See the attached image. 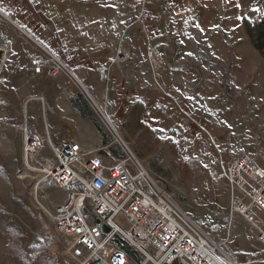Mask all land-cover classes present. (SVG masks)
Listing matches in <instances>:
<instances>
[{
	"label": "rangeland",
	"instance_id": "1",
	"mask_svg": "<svg viewBox=\"0 0 264 264\" xmlns=\"http://www.w3.org/2000/svg\"><path fill=\"white\" fill-rule=\"evenodd\" d=\"M223 3L222 16L240 14V26L223 27L220 11H208L202 22H196L177 6L170 17L173 34L167 29L151 36L148 29L141 31L145 86L139 84L142 89L134 97L125 88L119 97L103 99L102 105L135 158L164 173L184 192L177 198L188 215L226 235L221 219L228 209L222 168L242 152L255 155L258 165L264 166V53L254 49L246 33L247 27L253 30L264 21V0ZM165 8L173 9L167 3ZM1 20L5 34L11 29ZM36 87L39 101L33 115H39L43 125L58 101ZM53 87L60 99L84 100L76 87L60 82ZM15 98L0 88V264H74L64 251L67 240L49 219V213L67 200L68 191L51 179L36 182L35 173L23 163V133L16 127L17 119L23 123L34 105L14 104ZM91 112L106 137L102 159L122 160L125 145L116 142ZM41 138L38 162L54 161L46 136ZM256 215L264 221L261 211ZM233 230L246 231V242L259 246L245 221H236ZM232 239L231 244L238 236ZM260 249L264 252L263 246ZM235 254L239 258L240 253ZM56 255L60 261H55Z\"/></svg>",
	"mask_w": 264,
	"mask_h": 264
},
{
	"label": "built area",
	"instance_id": "2",
	"mask_svg": "<svg viewBox=\"0 0 264 264\" xmlns=\"http://www.w3.org/2000/svg\"><path fill=\"white\" fill-rule=\"evenodd\" d=\"M148 2L140 0L133 21L144 33L153 22ZM27 39L32 47L29 63L33 76L37 79L44 71L52 76L63 75L66 85L79 89L105 131L127 150L122 160L106 163L100 155L106 147L88 150L73 138L53 145L46 135L54 161L38 162L42 138L28 127L26 119L23 123L17 119L20 124L16 127L23 133V163L35 173V181L51 179L59 189L68 191L67 200L49 213V219L55 231L67 240L64 251L69 261L74 264H240L230 246L238 220L248 223L255 241L264 245V228L256 215V211L264 215V166L258 165L255 155L239 153L222 168L220 176L226 181L228 209L221 219L224 228L230 227L232 231L226 238L224 231L213 230L190 217L177 198L185 195L184 192L164 173L135 158L118 134L117 123L81 86L68 65L35 39L29 36ZM124 59L121 56L118 60ZM96 70L101 82L109 80L110 65L98 66ZM157 88L162 89L159 83ZM109 121L114 123L113 127ZM103 226L108 227V233L103 232ZM125 247L136 254L135 262L128 258ZM54 259L60 261V256Z\"/></svg>",
	"mask_w": 264,
	"mask_h": 264
},
{
	"label": "crops",
	"instance_id": "3",
	"mask_svg": "<svg viewBox=\"0 0 264 264\" xmlns=\"http://www.w3.org/2000/svg\"><path fill=\"white\" fill-rule=\"evenodd\" d=\"M223 1L230 5L240 0H164V8H160L159 0H149L147 9L154 18L148 26V33L150 36L160 35L166 29L173 28L170 17L177 6L186 17L202 22L200 19L208 11H220L222 16ZM139 2L140 0H0L1 21L11 29L4 34L0 27V48L4 51L0 88L4 94L17 97L12 103L27 104V107L34 105L31 112L28 109L24 115L29 128L40 136L48 135L53 145H60L73 138L88 150L102 146L104 133L97 130L94 115L93 118L80 115L70 102L72 97L60 99L62 96L53 87L59 82L65 83V77L61 74L52 76L46 71L37 79L33 76L29 63L32 47L27 37L35 39L67 64L81 86L100 104L105 98L119 97L118 93H122L125 88L131 90V97H134L145 86L141 31L133 23L139 12ZM166 3L173 9H166ZM241 20L238 14L237 18L222 16L220 21L223 27L230 29L233 25L240 26ZM121 56L125 57L124 61L118 60ZM104 64L110 65V78L107 82L98 79L96 70ZM37 83L43 94L56 97L58 101L57 106L54 103L52 115L43 125L41 117L33 115L35 102L39 101L36 96ZM85 105L87 106L86 102ZM234 233L233 238L238 236V240L231 244L232 239L230 244L236 260L240 264H264V252L260 249L264 245L255 241L259 246H253L246 242V231L237 230ZM235 252L243 256L239 255L238 258Z\"/></svg>",
	"mask_w": 264,
	"mask_h": 264
},
{
	"label": "trees",
	"instance_id": "4",
	"mask_svg": "<svg viewBox=\"0 0 264 264\" xmlns=\"http://www.w3.org/2000/svg\"><path fill=\"white\" fill-rule=\"evenodd\" d=\"M163 2H164V0H159L161 8H164ZM169 32L171 34H173V29L171 28L169 30ZM246 33H247L254 49L257 50L258 52H260L261 54H263L264 53V21L260 22L258 25H256L253 28V30H251L250 27H247ZM171 38H174V36L172 35ZM70 102H71L72 106H74V108L77 109V111L79 112L80 115L93 118L92 112L89 111L88 107L85 105V102L82 100L81 97L77 96L75 98H72V99H70ZM95 126H96L97 130L101 131L96 122H95ZM102 137H103L102 138V145H105L106 144V137L104 134L102 135ZM127 256L133 262H135L137 260L136 254L133 251L127 252Z\"/></svg>",
	"mask_w": 264,
	"mask_h": 264
},
{
	"label": "bare ground",
	"instance_id": "5",
	"mask_svg": "<svg viewBox=\"0 0 264 264\" xmlns=\"http://www.w3.org/2000/svg\"><path fill=\"white\" fill-rule=\"evenodd\" d=\"M0 52L2 53V58H4L3 57V53H4V51H2V49L0 48ZM2 61H3V59L2 60H0V71H1V65H2ZM1 74V73H0ZM25 112V111H24ZM109 118V117H108ZM111 121V120H110ZM109 121V122H110ZM111 124L109 125L110 127H113V125H114V123L113 122H110ZM49 141H50V139H49ZM50 143H51V141H50ZM223 217H224V215H223ZM230 227L228 228H226V231H227V235L229 236V233H230ZM228 236H226V238H228Z\"/></svg>",
	"mask_w": 264,
	"mask_h": 264
},
{
	"label": "water",
	"instance_id": "6",
	"mask_svg": "<svg viewBox=\"0 0 264 264\" xmlns=\"http://www.w3.org/2000/svg\"><path fill=\"white\" fill-rule=\"evenodd\" d=\"M2 59H3V58H2V53L0 52V60H2ZM97 223H99V221H97ZM102 230H103V232H105V233H108V231H109L108 227H106V226H103ZM124 250H125L126 252H129V251H130L129 247H125Z\"/></svg>",
	"mask_w": 264,
	"mask_h": 264
}]
</instances>
